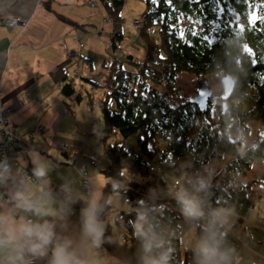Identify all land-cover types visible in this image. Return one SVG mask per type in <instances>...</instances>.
<instances>
[{"label":"trees","instance_id":"trees-1","mask_svg":"<svg viewBox=\"0 0 264 264\" xmlns=\"http://www.w3.org/2000/svg\"><path fill=\"white\" fill-rule=\"evenodd\" d=\"M125 1L99 0L113 22L111 54L103 62L98 79L88 80L90 90H86L89 103L94 99L100 101L101 131L121 138L113 145L105 144L102 139L103 151L110 159L109 166L102 170L108 179L103 186L105 194L111 191V179H124L120 173H130L133 177L126 190H120L122 200L131 210L120 211V219L114 225L109 223L105 233L122 236L123 240L105 243L103 249L118 260L132 255L137 241L131 221L136 218L138 201L146 197L149 188H154L157 197L152 205L153 215L172 229L171 264H192L190 251L185 250L182 255L186 222L175 200L167 196L170 186L178 183L183 175L178 161L187 158L197 170L212 160L230 157L214 173L216 183H212L209 199L214 205H232L240 217H246L248 207L253 205L248 190L254 184L264 187V178L248 179L253 165L264 163L262 138L249 148L243 146V138L249 136V123H260L264 130V22L257 21L251 27L248 20L250 12L264 17V0H248V3L222 0L221 19L231 18V28L216 21V0H171V6L163 0L158 6L143 0L145 9L139 31L145 50L142 60L123 54L119 48L124 39L121 11ZM228 7L232 8L231 13ZM59 19L76 27L83 26L61 16ZM240 22L244 23L243 27L237 26ZM212 26L215 27L210 32ZM153 27L159 29L158 41L150 33ZM180 32L190 43L179 38ZM193 32L197 35H192ZM205 35L211 38L210 44L203 40ZM246 46L253 50L256 62L247 56ZM72 66V60L68 59L53 73L54 81L66 97L77 93V75L70 71ZM182 73L197 78L218 73L233 78L235 87L230 95L209 100L208 108L215 110L217 123L206 117L209 111L206 114L189 100L171 99L170 93ZM162 86L166 87V93L159 90ZM75 99L82 100L79 93ZM198 123L201 126L196 133ZM237 132H241L240 139L232 135ZM133 135H137L138 152L121 144ZM80 206L79 203L73 206L74 213L78 214ZM227 239L237 247L239 255L237 239L230 234Z\"/></svg>","mask_w":264,"mask_h":264},{"label":"clouds","instance_id":"clouds-1","mask_svg":"<svg viewBox=\"0 0 264 264\" xmlns=\"http://www.w3.org/2000/svg\"><path fill=\"white\" fill-rule=\"evenodd\" d=\"M29 164L31 183L26 178ZM56 167L35 146L18 153L14 162L0 157V264H114L102 248L105 243H119L120 237L105 233L109 223L120 219L119 212L128 210L126 202L121 204L120 190H126L132 175L120 173L123 180L111 179L106 195L94 174L70 169L60 175L61 183L53 191L50 174ZM213 175L211 164L202 165L186 172L167 195L188 224L186 250L192 264H239L238 249L227 239L236 210L227 203L210 202ZM156 197L157 190L149 188L138 201L131 221L137 245L119 264H171L172 229L153 215ZM77 203L81 206L73 221Z\"/></svg>","mask_w":264,"mask_h":264},{"label":"crops","instance_id":"crops-1","mask_svg":"<svg viewBox=\"0 0 264 264\" xmlns=\"http://www.w3.org/2000/svg\"><path fill=\"white\" fill-rule=\"evenodd\" d=\"M59 16L83 26L65 23ZM6 17H19L28 24L0 27V107L13 109L11 119L18 134L54 163H61L67 157L61 146L69 145L71 154L86 161L88 173L94 174L103 188L108 179L102 170L109 166L110 159L98 136V132H104L96 129L98 123L91 122L86 95V90H90L88 80L98 79L103 62L111 54L113 26L103 5L99 0H0V19ZM122 35L124 39L119 48L123 54L135 58L143 56V52L145 55L144 47L139 52L133 45L123 48L126 37L123 32ZM68 59L73 63L70 71L78 78L75 80L76 95L80 94L81 101L75 99L76 95L64 96L53 79L57 66ZM28 167L31 169V164ZM70 169L75 168L59 164L53 169L50 186L59 187L60 175L67 174ZM262 193L263 190L260 195ZM250 215L236 232L242 234L245 241L254 243L249 250L256 253L248 252V260L264 251V227L255 229L259 234L251 233ZM77 216L73 213L71 219L75 221ZM71 230L75 231L74 226ZM104 253L114 264H119L118 259Z\"/></svg>","mask_w":264,"mask_h":264},{"label":"rangeland","instance_id":"rangeland-1","mask_svg":"<svg viewBox=\"0 0 264 264\" xmlns=\"http://www.w3.org/2000/svg\"><path fill=\"white\" fill-rule=\"evenodd\" d=\"M94 5H95L94 3H91V6H94ZM144 9H145V4L143 3V0H126L125 1L124 6H123L122 11H121V15L123 17L122 32H123V34L126 37V40L124 41L125 43L122 44L123 48L127 49V48L131 47V45H133L132 47L136 51L139 52V50H143L144 42H143L142 37L140 36V33H139L140 29L139 28H141V25H142L140 20H141V14L143 13ZM136 20H138V21H136ZM108 21L113 26V22L110 21V19H108ZM22 22L24 23L26 21L21 19V23L20 24L24 25ZM27 24H28V21L26 22V25ZM240 25H244V23L240 22ZM213 27H215V26L211 27L210 32L212 31ZM113 29H114V27H113ZM158 31H159V29L156 28V27H153L150 30L151 35L157 41L159 40ZM135 41H137V44H134ZM110 49H111V47H110ZM143 56H144V52H143ZM143 56H139V57L141 58ZM140 58H137V59L142 60L144 57L141 58V59ZM101 75H103V74H101ZM224 76H225L224 74H218V73L205 76L209 86L212 89L213 101H214V98L215 99L218 98V97H224L225 98L227 96V94H226V92L224 90L223 83L221 81V79ZM94 77H97V76L94 75ZM198 79L199 78H197L195 76H192V75H189V74H186V73L179 74V76L177 77L176 82L174 84L175 90L170 93L171 99L172 100H176V102L180 101V98H182L184 100H189L197 92V81H198ZM76 80L78 81V78H76ZM159 90L162 93H166L167 92V89L164 86L159 87ZM88 105H89V103H88ZM208 111H209V113H208ZM206 114H207L206 117H208L211 120V122L217 123L218 118H217V115L215 114V110L213 108H208ZM95 116L98 118V120L100 119V121H98V124L96 125L97 126L96 129L100 131L101 129H103V121L101 120L102 116H101V113L99 112V110L95 111ZM91 122H92L93 125L96 124L93 121V116L91 118ZM200 126H201V124L198 123L197 129H196V133L198 132ZM247 127L249 128V136L243 138V146H244V148L251 147L257 140L261 139V136L259 135V133L264 132V130H263L262 126L260 125V123H256V122L249 123ZM232 135H233V137L235 139H240L241 138V132H237V133H234ZM98 136H99V139H103V142L105 144H108V145H113L117 140H121V138L119 136L115 135V134H106V133H99L98 132ZM26 144H29V143L26 142ZM121 144L123 146L129 148V149H132L135 152H138L137 135H133V136L125 139L124 141H122ZM65 146L68 147V151H66L64 149ZM61 148H62V151L65 152V154H67V157L64 158L65 160H67V159H75L77 161L76 162L77 165H79L81 163H85L86 164L85 160L78 159V158H76L75 155L71 154L69 145L63 144L61 146ZM180 160L182 161L183 166H188V169H189L188 170V169L184 168L182 165L180 166L178 164V167L181 170V172L183 173V175L186 172L194 171V165H193V163H191V161L189 159L186 158V159H180ZM230 160H231L230 157H225L221 161L212 160L210 162V164L214 168V173L218 172L219 170H221L224 167V165L226 163H228ZM59 164L67 165L64 162L63 163L61 162V163H58L57 166ZM68 166H70V165H68ZM99 176L103 177L102 175H99ZM262 178H264V163H261V164L255 163L253 165V167H252L251 172L248 175V179L253 180V179H262ZM173 183H174V181H172V180L169 181L170 185H172ZM212 183H216L214 177L212 178ZM261 190H263V193L260 195ZM247 193L250 196L251 201L253 202V205L248 207L247 214H246L247 216L246 217H240V216L236 217V222H238L239 224H237L236 226H233V231H235V234H237L236 232L239 231L241 229V227H243L244 221L246 222L249 219V215L251 213L249 211L253 210V209H254L253 213L250 215L251 216V222L253 224V226H251L252 227L251 233L254 232V234H259L258 232H256L255 229H258L259 227H264V187L261 186V185H255L254 184L248 190ZM124 203H125V201H123L121 199V204L123 205ZM127 205H128V203H127ZM129 210H131V208L128 205V210H123L122 209L121 211H129ZM185 226H186V229H185L184 234L182 235V241H181L182 255L184 254V252L186 250V242H187V240L189 238L188 224L185 223ZM246 227H248V224L246 225ZM237 235L240 238L242 236V234H240V233L237 234ZM232 236L234 237V235H232ZM240 238L238 239V238L235 237V239H237L238 243L240 244V252H239V255H238V260L240 259L239 263H241V264H249V263L257 262V264H264V251L262 253H260V254H257V256L252 255V259L248 260V259H250V258H248L246 256V254L248 252L256 253L255 251L252 252V250H249V249H253L254 243H252V245L247 244V246H245L242 242H249V241H245L243 239L245 237L241 238L242 241L240 240ZM248 238H251V237H248ZM120 239L123 240V237L120 236ZM257 244L258 243H256V246H257ZM102 250L104 252H106L103 248H102ZM242 260H244L246 263L242 262ZM250 261H252V262H250Z\"/></svg>","mask_w":264,"mask_h":264},{"label":"built area","instance_id":"built-area-1","mask_svg":"<svg viewBox=\"0 0 264 264\" xmlns=\"http://www.w3.org/2000/svg\"><path fill=\"white\" fill-rule=\"evenodd\" d=\"M110 21H112L110 19ZM21 23V18L19 17H6L0 19V27L6 26V27H13L16 25H19ZM23 23V22H22ZM26 25V22L23 23ZM118 54V53H117ZM89 111H90V116L92 118L93 116V121L97 124L98 123V118L95 116V111H98L100 108V101L98 99H94L89 103ZM13 109L11 108H2L0 107V157H7L10 162L15 161V157L18 153H23L24 149L30 147L29 144H26L24 139L21 137V135L18 134L16 131L15 127L12 124V116H13ZM44 128L40 127L39 130L43 131ZM66 151H68V147L65 146L64 148ZM26 158V155H25ZM65 163L67 165H70L72 167H75L76 169H83L85 172L88 173L87 167L85 163H81L79 165L76 164L75 159H67L63 160L62 163ZM192 163V162H191ZM178 164L183 166L182 161L179 160ZM184 168L188 169V166H183ZM181 168V167H180ZM189 170V169H188ZM26 178L28 180H33V178L30 175V172L27 168L26 171ZM38 184V183H37ZM83 189V188H82ZM84 190V189H83ZM250 210L249 212H251ZM247 216V215H246ZM239 224L236 222L234 226ZM241 225V224H240ZM230 235H234L236 238H240L237 234H235V231H231L229 233ZM241 240V239H240ZM242 241V240H241ZM245 246L247 244L252 245L251 242H242Z\"/></svg>","mask_w":264,"mask_h":264},{"label":"snow or ice","instance_id":"snow-or-ice-1","mask_svg":"<svg viewBox=\"0 0 264 264\" xmlns=\"http://www.w3.org/2000/svg\"><path fill=\"white\" fill-rule=\"evenodd\" d=\"M149 2L153 5V6H158L159 3L161 2V0H149ZM163 2L169 6H171V0H163ZM189 2H192V0H189ZM196 2H199V0H196ZM238 2H240V0H238ZM244 3H248V0H243ZM216 3H217V7L215 9L216 11V21L219 22V23H223L225 27H228V28H231L232 27V20L231 18H228L226 20H222L221 19V16L224 12V7L221 6L222 4V0H216ZM228 12L231 13L232 12V8L231 7H228ZM162 18H163V14H162ZM248 20H249V26L251 27H254L255 26V23L257 21H261V22H264V17L262 16H259L258 13L256 12H250L248 14ZM155 22V21H154ZM209 23H212V21H209ZM238 27H243L242 25H237ZM192 35H197L196 32H193ZM179 38L181 40H185V43H190V41H187L185 39V36H184V33L183 32H180L179 33ZM203 40L204 41H207L208 44H210L211 42V38L207 35L203 36ZM245 52L247 54V56L251 59V62H256V58H255V55L253 54V50L249 47V46H246L245 48ZM259 135L261 136V143H264V132L262 133H259Z\"/></svg>","mask_w":264,"mask_h":264},{"label":"water","instance_id":"water-1","mask_svg":"<svg viewBox=\"0 0 264 264\" xmlns=\"http://www.w3.org/2000/svg\"><path fill=\"white\" fill-rule=\"evenodd\" d=\"M224 90L227 95H230L234 91L235 82L229 75H225L221 79ZM213 97L212 89L209 86L205 77H200L197 81V92L189 99L191 104L197 105L203 112H207L209 100Z\"/></svg>","mask_w":264,"mask_h":264},{"label":"bare ground","instance_id":"bare-ground-1","mask_svg":"<svg viewBox=\"0 0 264 264\" xmlns=\"http://www.w3.org/2000/svg\"><path fill=\"white\" fill-rule=\"evenodd\" d=\"M108 19H110V18L108 17Z\"/></svg>","mask_w":264,"mask_h":264}]
</instances>
